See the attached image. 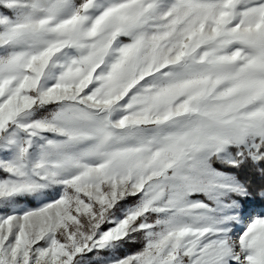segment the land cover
Here are the masks:
<instances>
[{
  "label": "snow or ice",
  "instance_id": "6c2138e0",
  "mask_svg": "<svg viewBox=\"0 0 264 264\" xmlns=\"http://www.w3.org/2000/svg\"><path fill=\"white\" fill-rule=\"evenodd\" d=\"M0 173V264H264V0H0Z\"/></svg>",
  "mask_w": 264,
  "mask_h": 264
},
{
  "label": "rangeland",
  "instance_id": "374dc122",
  "mask_svg": "<svg viewBox=\"0 0 264 264\" xmlns=\"http://www.w3.org/2000/svg\"><path fill=\"white\" fill-rule=\"evenodd\" d=\"M3 177V173H0V178ZM23 206L24 207H31V206H34V203L33 202H22Z\"/></svg>",
  "mask_w": 264,
  "mask_h": 264
}]
</instances>
